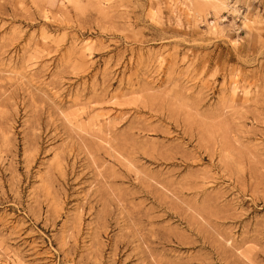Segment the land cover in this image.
<instances>
[{"label": "rangeland", "instance_id": "1", "mask_svg": "<svg viewBox=\"0 0 264 264\" xmlns=\"http://www.w3.org/2000/svg\"><path fill=\"white\" fill-rule=\"evenodd\" d=\"M0 264H264V0H0Z\"/></svg>", "mask_w": 264, "mask_h": 264}]
</instances>
